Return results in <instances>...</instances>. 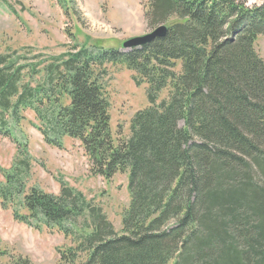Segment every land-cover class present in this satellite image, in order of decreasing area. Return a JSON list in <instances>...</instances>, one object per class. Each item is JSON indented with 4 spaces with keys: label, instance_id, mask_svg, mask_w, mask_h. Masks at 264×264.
Instances as JSON below:
<instances>
[{
    "label": "trees",
    "instance_id": "16d2710c",
    "mask_svg": "<svg viewBox=\"0 0 264 264\" xmlns=\"http://www.w3.org/2000/svg\"><path fill=\"white\" fill-rule=\"evenodd\" d=\"M145 16L165 35L125 51L76 43L41 69L35 86L23 81L26 65L0 53V134L18 144L2 173L1 204L15 205L14 218L30 225L67 236L85 230L60 264H264V58L256 48L264 2L150 0ZM108 64L147 85L149 106L118 142L103 83ZM27 109L46 142L79 140L93 174L128 173L120 233L64 183L59 194L24 192L31 157L10 122L17 126Z\"/></svg>",
    "mask_w": 264,
    "mask_h": 264
},
{
    "label": "rangeland",
    "instance_id": "374dc122",
    "mask_svg": "<svg viewBox=\"0 0 264 264\" xmlns=\"http://www.w3.org/2000/svg\"><path fill=\"white\" fill-rule=\"evenodd\" d=\"M250 5L264 0H247ZM150 0H0V53L13 54L28 68L43 69L53 58L63 55L72 45H97L103 48L123 47L124 41L145 35L155 29L146 21ZM248 3V2H247ZM256 48L264 58V35ZM27 68V69H28ZM25 70L24 82L37 85L43 71L30 76ZM104 88L110 103L111 128L116 142L130 136V124L139 110L149 106L147 85L138 86L134 72L124 65L106 66ZM168 91L160 94L167 97ZM24 118L14 127L15 137L26 144L30 165L25 169L24 192L37 187L59 194L62 184L82 192L100 206L115 229L122 231L124 212L130 205L128 173L118 172L105 178L91 172V163L79 140L63 137L62 146L46 142L37 126L40 120L32 110H22ZM15 140L0 134V182L3 170H9L17 156ZM11 208L0 200V264H60L63 253L75 247L77 234L85 232L75 226L67 236L58 227H37L14 218ZM19 211H25L19 206ZM80 220L79 223H81ZM69 227L70 224L65 223ZM73 227V226H72ZM87 232V230H86ZM82 259L85 256L81 257Z\"/></svg>",
    "mask_w": 264,
    "mask_h": 264
},
{
    "label": "water",
    "instance_id": "95a60500",
    "mask_svg": "<svg viewBox=\"0 0 264 264\" xmlns=\"http://www.w3.org/2000/svg\"><path fill=\"white\" fill-rule=\"evenodd\" d=\"M166 31H167V27L165 25H160L157 28H155L153 31H151L145 35L135 36V37H132V38L124 41L123 47L125 49H132L134 47L142 46V45L150 42L151 40H153L156 37H160V36L165 35Z\"/></svg>",
    "mask_w": 264,
    "mask_h": 264
},
{
    "label": "built area",
    "instance_id": "2783aa9c",
    "mask_svg": "<svg viewBox=\"0 0 264 264\" xmlns=\"http://www.w3.org/2000/svg\"><path fill=\"white\" fill-rule=\"evenodd\" d=\"M243 1H245L247 5H248V4H251V3H249V1H247V0H243ZM247 2H248V3H247Z\"/></svg>",
    "mask_w": 264,
    "mask_h": 264
}]
</instances>
